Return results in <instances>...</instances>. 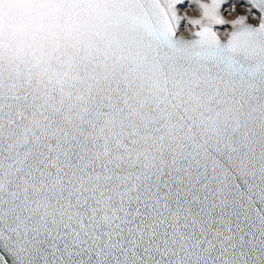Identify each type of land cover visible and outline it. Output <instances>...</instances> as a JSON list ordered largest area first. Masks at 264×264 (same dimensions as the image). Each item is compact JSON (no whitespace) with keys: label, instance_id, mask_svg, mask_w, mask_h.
I'll use <instances>...</instances> for the list:
<instances>
[{"label":"snow or ice","instance_id":"snow-or-ice-1","mask_svg":"<svg viewBox=\"0 0 264 264\" xmlns=\"http://www.w3.org/2000/svg\"><path fill=\"white\" fill-rule=\"evenodd\" d=\"M0 264H264V0H0Z\"/></svg>","mask_w":264,"mask_h":264},{"label":"rangeland","instance_id":"rangeland-1","mask_svg":"<svg viewBox=\"0 0 264 264\" xmlns=\"http://www.w3.org/2000/svg\"><path fill=\"white\" fill-rule=\"evenodd\" d=\"M239 8H243V7H239ZM239 8H237V10H236L237 13H239L238 12V9ZM185 12L189 16H196L197 15V13L193 9H191V8L186 9ZM235 15H236V13H233L232 15H226V18L230 20V19L234 18ZM182 34L183 35H189L191 33L185 29ZM226 36H227V33L226 32H221L222 39H225Z\"/></svg>","mask_w":264,"mask_h":264},{"label":"bare ground","instance_id":"bare-ground-1","mask_svg":"<svg viewBox=\"0 0 264 264\" xmlns=\"http://www.w3.org/2000/svg\"><path fill=\"white\" fill-rule=\"evenodd\" d=\"M244 11H245L244 8H239V9H238V12H239V13H244Z\"/></svg>","mask_w":264,"mask_h":264},{"label":"water","instance_id":"water-1","mask_svg":"<svg viewBox=\"0 0 264 264\" xmlns=\"http://www.w3.org/2000/svg\"><path fill=\"white\" fill-rule=\"evenodd\" d=\"M191 34H189V35H185V36H190ZM225 39H226V37H225Z\"/></svg>","mask_w":264,"mask_h":264}]
</instances>
